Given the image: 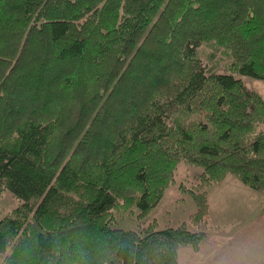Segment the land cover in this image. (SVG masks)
Instances as JSON below:
<instances>
[{
  "label": "trees",
  "instance_id": "1",
  "mask_svg": "<svg viewBox=\"0 0 264 264\" xmlns=\"http://www.w3.org/2000/svg\"><path fill=\"white\" fill-rule=\"evenodd\" d=\"M229 60L218 73L201 49ZM264 0H0L1 264H177L208 236L207 188L264 194ZM200 172L188 224L143 222ZM194 229H191V228Z\"/></svg>",
  "mask_w": 264,
  "mask_h": 264
},
{
  "label": "rangeland",
  "instance_id": "2",
  "mask_svg": "<svg viewBox=\"0 0 264 264\" xmlns=\"http://www.w3.org/2000/svg\"><path fill=\"white\" fill-rule=\"evenodd\" d=\"M201 50V53L203 54L201 55V59L204 63L208 64V66H214V69L218 73L226 71L225 67L229 63V60L224 57L219 50L214 51L212 59H209L207 56L213 53L212 51L214 49L208 46H203ZM236 77L242 80L246 88L259 93L264 99V80L244 75H237ZM199 172L200 169L197 167L179 163L174 173L175 183L165 191L158 205L148 214L143 222H140L136 218L138 213L137 208L120 207L113 212L115 218L114 226L124 230L137 231L151 221L156 222L155 228L157 230L165 229L167 227H177L183 222L188 224V216L195 211L196 206L191 196L183 193L179 189V186L180 184H184L189 187L191 183L196 181ZM231 184H235L238 188H245L244 190H247L246 195H240L228 188ZM210 187L207 188V191L210 193L211 216H213L214 211L217 213L216 216L218 215V212L223 214L224 217L221 221H223L222 226L225 227V229L243 209H247L250 206L264 204V194L244 186L232 176H227L221 185L214 184ZM19 203L20 202L12 195V193L4 191L0 195V219L6 213L17 207ZM218 208L220 210H218ZM215 225V222H209V225L205 229L210 230Z\"/></svg>",
  "mask_w": 264,
  "mask_h": 264
},
{
  "label": "crops",
  "instance_id": "3",
  "mask_svg": "<svg viewBox=\"0 0 264 264\" xmlns=\"http://www.w3.org/2000/svg\"><path fill=\"white\" fill-rule=\"evenodd\" d=\"M228 188L244 196L247 192L245 188H238L235 184ZM208 202L206 227L209 222H215L216 225L210 230L205 229L208 236L198 251L181 247L178 250L177 264H264V204L243 209L225 229L221 221L223 214L218 212L216 216L214 211L211 216L209 192Z\"/></svg>",
  "mask_w": 264,
  "mask_h": 264
}]
</instances>
